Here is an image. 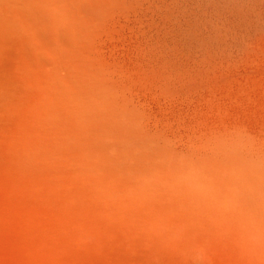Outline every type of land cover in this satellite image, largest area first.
Masks as SVG:
<instances>
[{
    "label": "rangeland",
    "instance_id": "obj_1",
    "mask_svg": "<svg viewBox=\"0 0 264 264\" xmlns=\"http://www.w3.org/2000/svg\"><path fill=\"white\" fill-rule=\"evenodd\" d=\"M0 264H264V0H0Z\"/></svg>",
    "mask_w": 264,
    "mask_h": 264
},
{
    "label": "bare ground",
    "instance_id": "obj_2",
    "mask_svg": "<svg viewBox=\"0 0 264 264\" xmlns=\"http://www.w3.org/2000/svg\"><path fill=\"white\" fill-rule=\"evenodd\" d=\"M119 113H120V110H119ZM121 114H122V113H121ZM121 116H122V115H121ZM113 118H115V117H113ZM114 120H115V119H114ZM116 121H117V120H116ZM124 122H125V123H128V122H129V118H128V117L125 118V119H124Z\"/></svg>",
    "mask_w": 264,
    "mask_h": 264
}]
</instances>
